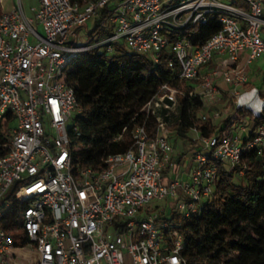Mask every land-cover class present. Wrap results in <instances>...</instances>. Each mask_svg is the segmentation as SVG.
I'll use <instances>...</instances> for the list:
<instances>
[{"label": "built area", "instance_id": "2783aa9c", "mask_svg": "<svg viewBox=\"0 0 264 264\" xmlns=\"http://www.w3.org/2000/svg\"><path fill=\"white\" fill-rule=\"evenodd\" d=\"M31 9L34 16L18 2L0 16V264H17L14 250L26 246L35 264H126V255L131 264H188L172 216L202 213L215 192L218 162L231 172L244 150L263 153L264 125L254 136L242 125L237 134L209 136L193 128L186 171L173 129L158 120L150 132L144 119L127 151L103 157L100 169L78 168L69 130L80 109L69 66L92 49L125 48L156 66L168 51L169 65L193 84L191 96L209 107L234 99L237 111H251L239 88L251 83V67L264 57V0H39ZM94 18L89 41L79 43ZM212 18L221 29L205 43L194 44L190 33L172 38ZM219 80L231 90L222 92ZM178 92L163 85L140 112L173 110ZM208 120L201 114V125ZM241 131L249 132L245 139ZM9 222L24 246L5 228Z\"/></svg>", "mask_w": 264, "mask_h": 264}, {"label": "trees", "instance_id": "16d2710c", "mask_svg": "<svg viewBox=\"0 0 264 264\" xmlns=\"http://www.w3.org/2000/svg\"><path fill=\"white\" fill-rule=\"evenodd\" d=\"M219 29L221 24L212 18L207 24L180 28L172 38L190 33V40L200 45ZM106 33L101 32V36ZM170 55L166 51L157 66L148 56L125 48L111 54L92 49L73 58L69 78L75 83L80 112L69 136L76 167L100 169L103 157L127 151L133 145L132 130L144 119L150 132L158 120L165 121L173 129L177 144L178 138L187 139L195 127L209 136L217 130L231 132L237 120H242V111L238 110L221 124L210 117L201 125L204 101L200 95H190L194 86L180 77L178 67L169 65ZM165 84L179 91L175 107H160L146 117L141 109ZM246 114L254 136L258 126L264 125V112L259 116L252 111ZM217 164L215 192L202 213L184 220L172 216L185 239L182 255L188 264H264V152L244 150L240 164L231 172L223 163ZM4 226L18 246L26 244L14 223Z\"/></svg>", "mask_w": 264, "mask_h": 264}, {"label": "crops", "instance_id": "0c3cea01", "mask_svg": "<svg viewBox=\"0 0 264 264\" xmlns=\"http://www.w3.org/2000/svg\"><path fill=\"white\" fill-rule=\"evenodd\" d=\"M5 2L1 0L0 2V5H1V8H2V12H7V11H10L13 6L15 4H17L18 2H20L26 12V14L28 16H34V12L32 11V7H37L39 6V0H33V1H26V0H11L10 3H7L6 5H3V3ZM259 74H261V80L264 81V57L260 58L259 60H257L254 65L251 67V83L247 86H243L240 89V92L242 93V100L241 101H245L243 102L244 104H246L247 106L250 107V110L252 111V108L253 109H256V106L251 102V99L248 95H246L247 93L251 92L252 89L256 88L258 94L260 95V99H261V96H264V85L262 84H259ZM262 85V86H261ZM230 88V89H229ZM226 90H231V87L228 86ZM233 103L231 105H228V106H223L222 108V113L224 114V109L227 107H231L232 105H235V102H234V99H232ZM225 104L227 102H224ZM218 117H220V111H218ZM216 112V113H217ZM249 112V111H247ZM247 112H242V120H237V122L232 126V131L235 132L236 134L238 133L237 132V129L239 130L240 126H247V128L249 129V131L251 132V119L249 117V115H247L246 113ZM202 114V113H201ZM237 114V110L236 112L233 114V115H230V116H226L223 118V116H221V119L218 121V123L221 124V122L228 118V117H234L235 115ZM213 119L214 116L212 117ZM249 134V132H245V131H241L240 132V136L242 139H245L247 137V135ZM189 137L187 139H184V142H183V145H184V150H181V149H177L176 146H175V153H176V157L180 160L181 159V167H183V169H186V171L189 170V167L191 165V151L189 149H186L185 150V147H187V143H185L186 141L185 140H190V138L192 137V132H190L189 134Z\"/></svg>", "mask_w": 264, "mask_h": 264}, {"label": "rangeland", "instance_id": "374dc122", "mask_svg": "<svg viewBox=\"0 0 264 264\" xmlns=\"http://www.w3.org/2000/svg\"><path fill=\"white\" fill-rule=\"evenodd\" d=\"M4 1V0H2ZM26 1H33V0H26ZM175 1H178V0H175ZM11 0H5V2L3 3V5H6L7 3H10ZM183 20V18H181V21ZM97 20L94 18V19H91L89 21H87L84 26L81 28V36H79L78 38V42L79 43H86L89 41V38H88V35H89V32L95 27V24H96ZM254 65V64H253ZM252 65V66H253ZM71 67V64L70 66ZM260 78H259V84H262L264 85V81L261 80V74H259ZM219 83V86H220V89L222 90V92H225L227 91V87L228 85L225 84V83H222V81H218ZM261 85V86H262ZM251 99V102L256 106V109H262L263 105H264V102L260 99V95L258 94L257 92V95L254 96V97H250ZM233 103L232 100L228 101L226 104L221 101V102H218L216 103L214 106H205V108L201 111L202 114H206L209 118L215 116L217 110L220 111V117L216 119V117H214L215 119V122H218L220 119H221V116L226 117V116H230V115H233L236 110H237V106L236 104L235 105H232L231 107H226L224 109V114L222 113V108L223 106H228V105H231ZM71 124V123H70ZM178 141V144L176 143V140L175 138H172V143L175 144L176 148L179 150H184V147H183V142H184V139H180L178 138L177 139ZM186 142L185 143H189L190 141L189 140H185ZM180 177L182 178H186L187 176L185 175H181ZM16 256H12L11 257V261H15L17 262V264H35L34 262V258L37 256L34 252H32L31 250V247L30 246H26L25 248H21V247H18L14 250ZM126 264H131V259L129 257V255H126Z\"/></svg>", "mask_w": 264, "mask_h": 264}, {"label": "clouds", "instance_id": "9594fccd", "mask_svg": "<svg viewBox=\"0 0 264 264\" xmlns=\"http://www.w3.org/2000/svg\"><path fill=\"white\" fill-rule=\"evenodd\" d=\"M246 95H248L249 97H254L257 95V90L252 89L251 92L247 93ZM252 110L257 115H259L261 111H264V109H252Z\"/></svg>", "mask_w": 264, "mask_h": 264}]
</instances>
